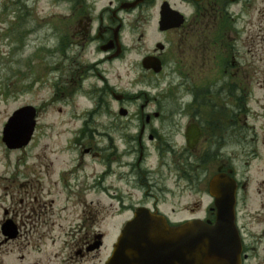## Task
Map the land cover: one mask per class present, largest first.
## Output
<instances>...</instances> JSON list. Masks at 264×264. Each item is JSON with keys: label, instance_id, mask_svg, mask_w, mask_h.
I'll return each instance as SVG.
<instances>
[{"label": "flooded vegetation", "instance_id": "af4514ba", "mask_svg": "<svg viewBox=\"0 0 264 264\" xmlns=\"http://www.w3.org/2000/svg\"><path fill=\"white\" fill-rule=\"evenodd\" d=\"M10 2L0 11V38L23 51L36 43L35 70L52 76L60 131L38 140L35 108V132L13 151L20 167L10 163L14 170L0 178V234L5 223L15 234L4 245L31 244L25 264H41L34 238L71 237L70 253L57 264H105L115 244L109 248L106 238L118 237L139 211L172 226L213 222L209 184L217 174L239 181L238 224L246 184L234 154L237 142L259 140L249 121L258 117L252 97L264 88V0H52L47 19L28 0ZM44 139L56 149L43 144L34 154ZM180 204L190 207L179 219L167 207ZM103 205L115 212L114 228L104 225ZM256 250L243 239L244 263Z\"/></svg>", "mask_w": 264, "mask_h": 264}, {"label": "rangeland", "instance_id": "374dc122", "mask_svg": "<svg viewBox=\"0 0 264 264\" xmlns=\"http://www.w3.org/2000/svg\"><path fill=\"white\" fill-rule=\"evenodd\" d=\"M10 1L0 0V11L7 6L4 9L6 11L8 6L12 4ZM51 2L52 0H41L39 3L38 0H28V6L37 7L35 11L38 13V16L47 19L50 18L54 10ZM12 10L16 11V9ZM64 12V7L60 8V13L64 14ZM46 25L47 23L45 22L43 25L44 38L49 37L51 31L50 27H46ZM4 26H6L5 21ZM28 27H35L33 20H28ZM29 42H27V48L23 51L24 45L20 44V42L16 43L13 41L12 45L14 47H10L7 41L0 38V178L7 177L9 169L14 170L13 167L15 169H19L20 167L21 154L18 152L10 153L1 142L2 129L14 111L26 105L39 108L40 127L37 131L38 140L49 137L52 140L60 131L59 128L55 127L57 117L55 110L50 104L52 100L50 88L52 76L48 77L47 74L42 73L40 68L38 71L35 70L36 65L39 63L38 61L34 62L36 43L31 44ZM52 43L50 39L49 42L44 44H46L47 49H51ZM38 46L40 45L38 44ZM46 64L50 65V61H46L44 65ZM25 76L28 77V83L24 80ZM203 79L209 80L211 78ZM261 79L263 80L264 77ZM254 81L258 82L259 78L254 77ZM24 87L26 88V92L23 93ZM251 109L258 117L253 115L249 123L250 126L256 129L259 140H254V136H252V138L249 137L246 141L237 142L234 154L235 169L240 181L246 184L245 191L239 193L238 225L242 228V237L246 240L247 245H254L257 249L252 254H249V258L245 264H264V88L262 92L259 91L253 95ZM43 144H50L48 149H56L51 142L44 139L43 141L35 142L37 146L34 148L33 153L38 154ZM30 162L31 164L33 163L32 160ZM5 186V181L0 180V224L3 221L2 209L5 207V203H3ZM92 199L103 200L104 197L100 195L92 196ZM103 207H100V210L101 216L105 217L104 225L114 228L116 226L115 222L118 220L115 218V212L112 210L108 211V209H111L109 205H103ZM189 207L185 204L169 205L167 211H173L175 217L180 219L187 216L184 210ZM102 208L104 209L103 212ZM116 237L115 233L114 235L109 234L106 238L109 248L114 243ZM73 240L71 237L58 238L51 236L38 240L34 238V241L29 239L28 242L31 241L32 244L36 243L40 245L44 256L43 263L41 264H57L70 253L69 246ZM25 246L26 243L23 241L20 244L6 246L3 244V238L0 234V264H25L27 258L34 256L29 249L32 245L28 244L27 250ZM106 255L107 250L102 251L100 258L105 259ZM21 257H23L24 261H22Z\"/></svg>", "mask_w": 264, "mask_h": 264}, {"label": "water", "instance_id": "95a60500", "mask_svg": "<svg viewBox=\"0 0 264 264\" xmlns=\"http://www.w3.org/2000/svg\"><path fill=\"white\" fill-rule=\"evenodd\" d=\"M34 126V108L17 110L3 128L2 143L8 150L21 149L29 142ZM209 188L216 211L212 224L192 221L171 227L165 219L139 211L125 224L106 264H242L235 218L236 184L226 175H218ZM11 231L8 223L2 226L7 239L15 237Z\"/></svg>", "mask_w": 264, "mask_h": 264}]
</instances>
